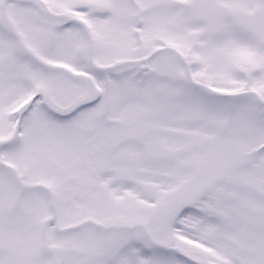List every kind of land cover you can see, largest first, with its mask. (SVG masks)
<instances>
[{"label":"snow or ice","instance_id":"obj_1","mask_svg":"<svg viewBox=\"0 0 264 264\" xmlns=\"http://www.w3.org/2000/svg\"><path fill=\"white\" fill-rule=\"evenodd\" d=\"M0 264H264V0H0Z\"/></svg>","mask_w":264,"mask_h":264}]
</instances>
